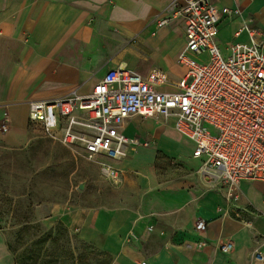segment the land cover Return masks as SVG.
I'll use <instances>...</instances> for the list:
<instances>
[{"label": "crops", "instance_id": "crops-1", "mask_svg": "<svg viewBox=\"0 0 264 264\" xmlns=\"http://www.w3.org/2000/svg\"><path fill=\"white\" fill-rule=\"evenodd\" d=\"M172 1L0 0V147L25 148L38 133L28 123L29 102L88 94L112 68L140 76L161 70L169 84L160 89L175 90L185 73L177 63L185 40L181 19L171 17ZM212 2L241 14L220 24L221 50L234 40L242 20L252 19L264 31V0ZM5 120L8 129L2 131ZM166 124L127 119L124 134L147 146L126 149L117 164L118 183L94 165L97 176L78 183L81 200L37 208L35 223L49 231L63 227L107 255L108 264H264V183L207 186L196 175L200 163L192 142ZM77 169L84 174L91 168ZM91 190L95 195L88 198ZM200 220L207 225L202 233L195 231ZM225 241L233 245L227 255L219 250ZM0 264H14L2 230Z\"/></svg>", "mask_w": 264, "mask_h": 264}, {"label": "built area", "instance_id": "built-area-1", "mask_svg": "<svg viewBox=\"0 0 264 264\" xmlns=\"http://www.w3.org/2000/svg\"><path fill=\"white\" fill-rule=\"evenodd\" d=\"M240 16L238 9L218 7L212 0H173L171 17L181 19L185 40L177 59L185 73L175 90L160 89L169 84L161 70L140 76L116 67L88 94L29 102V125L118 183L117 164L126 149L147 146L124 134L126 120L162 119L192 142L200 163L196 175L207 186L264 183V31L252 19L242 20L223 50L217 42L220 24ZM169 19L157 21V27ZM7 129L5 120L1 130ZM206 227L200 220L195 231ZM219 250L227 255L233 245L225 241ZM255 260L262 263V255L256 252Z\"/></svg>", "mask_w": 264, "mask_h": 264}, {"label": "rangeland", "instance_id": "rangeland-1", "mask_svg": "<svg viewBox=\"0 0 264 264\" xmlns=\"http://www.w3.org/2000/svg\"><path fill=\"white\" fill-rule=\"evenodd\" d=\"M140 132L151 133L145 128ZM34 134L25 148L0 147V230L8 235L14 264H108L107 255L75 240L63 227L57 225L49 231L35 223V209L77 201L83 190L78 183L94 178L98 171L93 164L74 159L67 149L40 132ZM80 164L91 169L81 174L77 169ZM94 195L95 190H91L88 198Z\"/></svg>", "mask_w": 264, "mask_h": 264}, {"label": "water", "instance_id": "water-1", "mask_svg": "<svg viewBox=\"0 0 264 264\" xmlns=\"http://www.w3.org/2000/svg\"><path fill=\"white\" fill-rule=\"evenodd\" d=\"M79 188L82 189V186L80 185Z\"/></svg>", "mask_w": 264, "mask_h": 264}]
</instances>
